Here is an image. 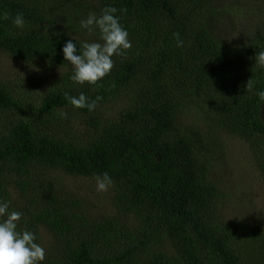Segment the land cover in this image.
I'll list each match as a JSON object with an SVG mask.
<instances>
[{
    "label": "trees",
    "instance_id": "trees-1",
    "mask_svg": "<svg viewBox=\"0 0 264 264\" xmlns=\"http://www.w3.org/2000/svg\"><path fill=\"white\" fill-rule=\"evenodd\" d=\"M108 6L132 48L113 57L97 86L74 84L62 48L72 38L78 49L98 40L80 21ZM230 8L217 0H0V14L25 18L23 29L0 19V52L48 76L63 70L38 102L24 103L0 81V198L23 213L20 228L37 234L44 264H264V222L227 217V194L212 175L226 132L250 144L264 178L256 96L264 69L255 63L264 25L245 33L234 27L245 12ZM232 28L231 39L222 29ZM65 92L84 93L95 109L74 108ZM192 110L203 125L188 121ZM104 172L114 184L101 193L95 176ZM73 179L94 190L67 184Z\"/></svg>",
    "mask_w": 264,
    "mask_h": 264
},
{
    "label": "rangeland",
    "instance_id": "rangeland-1",
    "mask_svg": "<svg viewBox=\"0 0 264 264\" xmlns=\"http://www.w3.org/2000/svg\"><path fill=\"white\" fill-rule=\"evenodd\" d=\"M217 1L226 6L230 12L232 11L230 6L234 7L235 11L245 12L243 17L238 16L239 20L234 25V27L242 26L243 32L249 33L254 31L257 25H264V0H240V3L231 0ZM222 30L231 39L238 34L234 28ZM62 74L63 70L48 76L46 71L40 67L19 63L0 52V81L8 85L14 91L15 96L22 99L24 103L42 100L54 80ZM123 100H117L104 107L105 116H115L124 106L126 100ZM188 114L190 123L192 121L202 125L205 123L193 110ZM70 119L75 122L77 118L71 117ZM78 121L77 119L75 123ZM82 129L83 127L78 130ZM220 138L222 148L214 158L212 175L227 194L223 202L224 214L230 218L241 216L242 219H249L252 223L254 221L264 222V178L251 162L254 152L250 144L226 132L221 133ZM67 184L73 187L78 185V189L83 187L82 192L94 190L90 181L73 179L68 180ZM41 235L44 237V242L49 240L45 231L41 232Z\"/></svg>",
    "mask_w": 264,
    "mask_h": 264
},
{
    "label": "clouds",
    "instance_id": "clouds-1",
    "mask_svg": "<svg viewBox=\"0 0 264 264\" xmlns=\"http://www.w3.org/2000/svg\"><path fill=\"white\" fill-rule=\"evenodd\" d=\"M119 11H124L120 9ZM118 9L108 6L97 15L89 12L86 19L80 21V27L91 35L98 33V40L83 42L80 49L73 38L69 39L62 48L64 61L69 62L73 72L71 81L78 85L97 86L98 82L108 77L115 67L113 57H122L132 48L129 33L120 23ZM0 19L9 20L15 28L23 29L25 18L22 13L9 17L7 13L0 14ZM177 46L183 41L176 34ZM256 66L264 69V52L255 57ZM251 81L247 90H251ZM68 102L77 109L86 108L92 111L96 107L95 101L89 102L88 97L81 93L78 97L64 93ZM256 96L264 103V91H257ZM67 116V113H62ZM97 192H107L114 184L112 177L104 172L95 176ZM23 213L11 209V201L0 198V264H44L46 251L39 243L35 232L27 228L21 229Z\"/></svg>",
    "mask_w": 264,
    "mask_h": 264
}]
</instances>
